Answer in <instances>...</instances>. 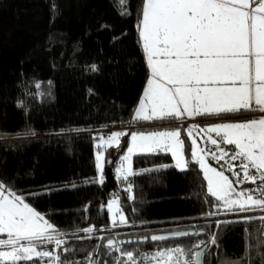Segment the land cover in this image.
Segmentation results:
<instances>
[{"label": "trees", "instance_id": "obj_1", "mask_svg": "<svg viewBox=\"0 0 264 264\" xmlns=\"http://www.w3.org/2000/svg\"><path fill=\"white\" fill-rule=\"evenodd\" d=\"M141 11L142 0L123 4L121 0H0V183L22 196L62 234L61 246H43L54 248L61 262L86 264L96 252L97 264H114L116 253L103 245L115 231L117 239H127L193 229L200 235L120 247L139 253L140 262L141 255L159 248L181 247L191 257L197 242L207 245L215 234L216 244L202 256L203 264H264L259 220L237 222L245 216L259 217L258 211L229 212L223 205L216 209L213 205L218 202L207 193L196 163L190 161L178 170L168 153L135 155L131 160L135 174L116 178L113 173L126 140L119 150L97 148L100 135L95 133L142 124L133 120L149 73L139 37ZM254 112L216 117L237 119ZM150 122L181 128L188 154L183 124H176L177 119ZM103 148L108 178L101 183L96 180L94 152ZM210 161L223 169L211 155ZM240 163L232 162V177ZM129 183L131 192L126 191ZM249 184L251 189L256 185ZM111 193L119 199L127 225H110L105 204ZM218 221L231 223L217 227ZM87 227L94 228L91 238L81 231ZM99 234H105L100 241ZM47 261L43 259V264Z\"/></svg>", "mask_w": 264, "mask_h": 264}, {"label": "snow or ice", "instance_id": "obj_2", "mask_svg": "<svg viewBox=\"0 0 264 264\" xmlns=\"http://www.w3.org/2000/svg\"><path fill=\"white\" fill-rule=\"evenodd\" d=\"M124 3V0H121ZM139 37L147 56L151 76L148 87L136 110L135 120L182 119L185 116L235 114L251 111L253 108L264 113V0H142L141 18L138 24ZM95 71V66H93ZM229 83L231 86H223ZM40 85H37L39 87ZM150 112V114H149ZM201 131H204L203 129ZM221 137L222 143L234 146L231 160L240 159L243 182L260 184L256 189L236 192L233 182L223 171L207 164L203 156L198 155L196 142L192 141V157L199 163L207 181L208 194L215 198L214 207L221 205L229 212H249L254 209L264 211V117L246 122L216 124L206 129ZM124 135L113 132L108 143L117 142ZM191 135V130H189ZM181 133L177 130L159 132H133L127 154L121 157L123 162L117 173H123L124 179L134 175L127 162L134 152H171L176 167L183 168V144ZM212 145L218 141L209 137ZM104 141L97 145L101 148ZM203 152L204 149H200ZM213 153V159H223ZM102 154L96 156V168L101 173L99 182H103ZM167 167V165L162 166ZM229 170L232 165H228ZM239 175V173H233ZM129 183L126 191L131 192ZM235 195V199H233ZM129 200L133 199L129 195ZM112 200L108 211L113 212ZM120 225H127L123 211L116 209ZM210 212L207 215H217ZM259 220L261 234L259 243L264 244V216L242 217L239 223H251ZM117 226V220H112ZM230 221H218L217 227ZM86 234L94 232L93 227L81 229ZM55 236L62 235L45 216L14 192L8 191L0 183V264H17L21 261H41L48 258L47 264H71L61 262L59 255L52 251L39 250L38 245L52 243L57 247L64 242ZM173 235L188 236L200 233L177 232ZM164 235H151L145 240L164 241ZM103 239V237H101ZM134 241H116L107 239L104 248L109 253H119L114 264H137L134 251H126L120 245ZM216 244L212 235L209 244L196 243L198 251L191 253V264H200L201 257L211 245ZM99 248L100 245H97ZM65 252L69 249L65 248ZM182 257L184 259L182 260ZM89 264H92L91 254ZM144 264H189L185 249L159 248L151 257L141 255Z\"/></svg>", "mask_w": 264, "mask_h": 264}, {"label": "rangeland", "instance_id": "obj_3", "mask_svg": "<svg viewBox=\"0 0 264 264\" xmlns=\"http://www.w3.org/2000/svg\"><path fill=\"white\" fill-rule=\"evenodd\" d=\"M144 55H145L146 62H147V66H148V60H147V56H146L145 52H144ZM148 69H149V66H148ZM149 78H150V75L148 73V78H147L146 84L144 86V89H143L142 94L140 96V99L138 101V104L136 105V107L134 108V111H133V120L135 121V123L136 122H142V126H143L142 128H143V130H141V131L143 133H145V134L150 133V132L172 131V130H177V131H179L181 133V131H180L181 128H173L172 129V128H168V126H164L162 124H160L161 126L154 127V126L151 125V122H150L152 120H147L146 121V120H142V119H140V120H135L134 119V117L136 115V110H137V108L140 105V101H141L142 97L144 96L145 89L148 87V80H149ZM149 114H150V112H149ZM184 118L186 120L179 119V121H177V122H180L179 123L180 125H182L184 122L187 123V124L184 125V130H185V133H186V138H188V141H189V150H188V154H185L184 144H183V155H182V161L184 162V167L183 168L176 167V160L172 157V154H171L172 162H173L172 163L173 167H175L178 170L185 169V168H187L188 162H190V161L196 163L197 166L199 167V163L192 157V141L195 140L198 155L203 156L205 162L207 164H209L211 167L216 168L218 171H223L224 172V175L227 176L229 178V180L233 182V187L235 188L236 192H242V191H249L250 192V189L251 188H250L249 182H243V183L240 182V181L243 180V171L240 169V167H239L238 170H234L235 171L234 173H239V175L238 176L235 175L234 177H232L230 175V173L234 169L233 167H232L231 170H229V167H225V165L221 162V159H216L222 165V167H223V169H220L219 167H217L216 165H214L210 161V155L213 156V153L219 152L218 149H215V151H212V146H210V145L209 146H205V142H206V136H205L206 134H205V132H207V131L205 129H204L205 131H201V129L199 127V124H197V123L194 122V117L193 116L192 117L185 116ZM213 118L216 120L219 117H216V115H214ZM207 119H210V118H205L202 121H200L199 123L205 124L207 122L206 121ZM153 120H155V119H153ZM223 120L226 123H233L235 121H238V122H245V121H247V120H240V118L239 119H235V120L234 119L233 120L223 119ZM144 122H149V123L148 124H144ZM209 124H212V123L210 122ZM211 126L212 125H210L208 127H211ZM139 129L140 128H137V126H135V124H134V125H131L130 131H127L126 129L121 130L120 132L121 133H124V135H122L121 137H119L117 142H112V143H108L107 142L108 139H109V136H111V134L113 133L112 130H111L112 132L95 133V135H100V140H96L95 143L96 144H101V141L103 140L104 143H103L102 146H106V147L113 146L116 150H119L122 147L123 137L125 135H127V141H128L127 145L129 146V144L131 142V133L138 132L137 130H139ZM168 129H172V130H168ZM189 130H191V135H189ZM180 139L183 141L182 135L180 136ZM127 148L124 150V152L121 154V156H119V158L117 160L118 161V165H117V167H115V172L113 173V176L116 177V178L124 177V174L123 173H120V174L117 173V168L121 167V165L123 163L121 161V157L127 154ZM200 149H204V151L203 152H200L199 151ZM159 151L160 150H157V151H154V152H143V153H141V152H134L133 154H131L129 161L127 162V165H125V166H130L131 167V160H132V157L135 156V155L151 154V153H155V152H159ZM161 152H166V151H161ZM98 153L99 154H102V157H103V159H102V167H103L102 179L104 181V180H107V178H108V176L104 173V164H105V162H104V148L101 151H95L94 152L95 165H96V156H97ZM220 155H221V153L219 152V155H216V156L219 157ZM224 157H225V155L223 156V158ZM199 169H200V167H199ZM201 172H202V174L204 176V173H203L202 170H201ZM100 179H101V173L96 168V180L99 182ZM205 182H206V191H207V181L205 180ZM207 193H208V191H207ZM111 194H113V193H111ZM111 194H110V197L107 198V201H106V204H105V208L108 211V204H109V202L112 201V200H114V199L118 201V204L113 205V212L110 213L108 211L110 225L113 226V223H112V220L113 219H116L117 220V223L119 221L118 215L115 214L116 213V209L117 208L121 209V208H120V204H119V199L117 197L113 198ZM232 198L235 199L236 198L235 195H233ZM254 211H258L259 217L260 216H264L263 215L264 214L263 211L261 212L259 209H254ZM111 234H112V237H117L118 236V232H116V231L115 232H112ZM53 235L55 236V233H53ZM104 235L105 234H99V235H96V236H97V239L100 241L101 240V237H103ZM96 236L93 237V238H96ZM6 238L7 237H6L5 234H0V239H6ZM55 238H58V236H55ZM58 239H61L63 241V239L61 237L58 238ZM52 243L54 244V246H56L55 243H54V241ZM44 245L47 247V249H50L52 247V246H50V243L39 244L38 245L39 250H45V248H43ZM0 250H8V249L7 248H4V247H0ZM45 251H49V250H45ZM94 254H96V256H97V253L96 252ZM152 254L153 253H151L150 255H146V256L151 257ZM54 255H55V253H54ZM116 256H119V253H116ZM186 257H187V259L189 261V264H191V257H188L187 255H186ZM43 259H47L48 260V258H43ZM136 259H137V264H144V261L143 260L141 262L138 261V259H140V258H137L136 257ZM183 259H184V257H182V260ZM17 264H22V263L17 262ZM54 264H58V262H55L54 261ZM86 264H89V259H88V261H87ZM152 264H155V261H153Z\"/></svg>", "mask_w": 264, "mask_h": 264}, {"label": "crops", "instance_id": "obj_4", "mask_svg": "<svg viewBox=\"0 0 264 264\" xmlns=\"http://www.w3.org/2000/svg\"><path fill=\"white\" fill-rule=\"evenodd\" d=\"M149 75L151 76V69L149 68ZM223 86H231L229 83H225ZM253 109H255V108H253ZM256 110V112H254L252 115H244V116H242V117H240V120H251V119H259V118H261V117H264V113H262V112H260L259 110H257V109H255ZM199 116H201V115H196V116H193L194 117V121H196L195 123H197V124H199V127H200V129L202 130H206L207 129V127L208 126H210V125H212V126H215L216 124H223V123H226V122H224V120L223 119H226V118H222V117H219V116H217V117H219L218 119H214V118H210V119H207L205 122V124H203V123H199L200 121H199V119H198V117ZM227 119H229V120H233L234 118H227ZM237 119H239V118H237ZM182 120H186L185 118H182ZM235 120V119H234ZM177 121H179V120H177ZM212 123V124H209V123ZM235 122H238V121H235ZM246 122V121H245ZM176 124H179L180 122H175ZM160 124H162V125H164V126H168L169 125V123H167V122H165V123H151V125L152 126H154V127H158V126H161ZM185 124H187V123H183V125H185ZM135 126H137V128H142L143 126H142V124H139V125H135ZM168 128H174V127H169L168 126ZM172 129H168V130H172ZM204 130V131H205ZM138 132L137 133H139V132H142L141 130H137ZM102 140V139H101ZM124 140H126V146L124 147L125 149L128 147V145H127V143H128V141H127V135H125L124 137H123V141ZM108 142V141H107ZM106 142V143H107ZM205 146H206V144H205ZM229 146V145H228ZM232 147V149H234V146H231ZM124 149V150H125ZM159 152H161V151H159ZM155 153H157V152H155ZM165 153H168V154H170L171 155V152H168V151H166ZM117 165H118V162H117ZM117 165H116V167H117ZM114 172H115V170H114Z\"/></svg>", "mask_w": 264, "mask_h": 264}, {"label": "built area", "instance_id": "obj_5", "mask_svg": "<svg viewBox=\"0 0 264 264\" xmlns=\"http://www.w3.org/2000/svg\"><path fill=\"white\" fill-rule=\"evenodd\" d=\"M194 122H196V121H194ZM123 129H126L127 131H130L131 126H118V125H116V126L111 127L110 129H107V130L102 131V132H103V133H105V132H112V131H113V132H120V131L123 130ZM111 130H112V131H111ZM205 134H206V135H205V136H206V142H205L206 146H209V145L212 146V151H215V149H218V151H219V148L223 147V149L225 150V154L227 155V157L225 156L223 159H221V162L225 165V167H228L229 164L232 165V162L234 161V160H231V156H232V154H233V151L224 148L223 143H222L221 140L216 136L215 133H208V132H205ZM109 137H110V136H109ZM209 137H211L212 139H216V140L218 141V144H217V145H212L211 142H210ZM218 153H219V152H216L215 154L217 155ZM218 155H219V154H218ZM237 160H238L239 162H241L240 159H237ZM259 184H260V181L257 180L256 185L253 187V189H256V188L258 187ZM251 190H252V189H251ZM111 195H112L113 198L116 197L114 194H111ZM263 213H264V211H263ZM263 215H264V214H263ZM112 238L116 239V237H112Z\"/></svg>", "mask_w": 264, "mask_h": 264}, {"label": "water", "instance_id": "obj_6", "mask_svg": "<svg viewBox=\"0 0 264 264\" xmlns=\"http://www.w3.org/2000/svg\"><path fill=\"white\" fill-rule=\"evenodd\" d=\"M177 232L195 233V230H193V229H186V230H175V231H167V232H157V233H152L149 236H144V237H150L151 235H164V236H168L169 237L166 240H174V239H178V238L187 237V236H176V235H173L174 233H177ZM144 237H138V238L134 237V238H127V239H114V238H110V239H114L116 241H134V242H139ZM166 240H164V241H166ZM146 241H148V240H145L144 242H146ZM149 241L150 242H160V241H151L150 239H149ZM106 242H105V244H106ZM139 243H141V242H139ZM198 250L199 249H196L195 252L198 251ZM96 258H97V256H96V254H94L93 257H92V264H96ZM200 264H203L202 263V257H201V260H200Z\"/></svg>", "mask_w": 264, "mask_h": 264}]
</instances>
